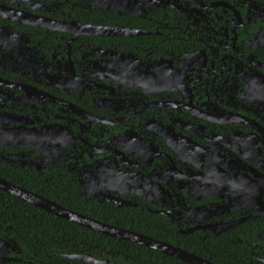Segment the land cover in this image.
I'll use <instances>...</instances> for the list:
<instances>
[{
    "label": "flooded vegetation",
    "instance_id": "obj_1",
    "mask_svg": "<svg viewBox=\"0 0 264 264\" xmlns=\"http://www.w3.org/2000/svg\"><path fill=\"white\" fill-rule=\"evenodd\" d=\"M0 179L264 264V0H0ZM84 229L0 189V264H191Z\"/></svg>",
    "mask_w": 264,
    "mask_h": 264
},
{
    "label": "water",
    "instance_id": "obj_2",
    "mask_svg": "<svg viewBox=\"0 0 264 264\" xmlns=\"http://www.w3.org/2000/svg\"><path fill=\"white\" fill-rule=\"evenodd\" d=\"M0 189H2L3 191H5L7 193H11V194L15 195L17 198H19L21 200L33 203L35 206L53 214V215H56L58 217H61V218L66 219L68 221H71L73 223L82 225L88 229L94 230V231L102 233L104 235L114 237L117 239L128 240V241L137 242L140 244L149 245L153 248H156L157 250H160L163 253H166L168 255H172L174 257H178V258H180L184 261H187L191 264H212L206 260L195 257L194 255L189 254L186 251L171 247L170 245H166V244L157 245V243H155L154 245L147 244L140 237H137L136 234H132V233L127 232V231L122 230V229L114 228L112 226L106 225V224L101 223V222L93 221L92 219L87 218L86 216H83V215L77 214L73 211H70V210L58 207L56 205H53L46 200H40V201L35 200L34 201V198H36V197L34 196L33 198H31L33 196L32 194H29V193L23 192V191H19V192L14 191L10 188L9 184H7L6 182H4L1 179H0ZM160 246H164V247L161 248Z\"/></svg>",
    "mask_w": 264,
    "mask_h": 264
},
{
    "label": "trees",
    "instance_id": "obj_3",
    "mask_svg": "<svg viewBox=\"0 0 264 264\" xmlns=\"http://www.w3.org/2000/svg\"><path fill=\"white\" fill-rule=\"evenodd\" d=\"M8 196V195H7ZM25 216L26 215H23V219H25ZM50 219H55L53 216H51V215H49L48 216ZM36 218H38L36 215H34V214H29L28 215V219L30 220V221H32V220H34V219H36ZM62 221H64V220H62ZM89 234H90V236L93 238V239H95V240H101V239H107V240H111V241H116V242H118L119 240H117V239H114V238H112V237H108L107 235H104V234H102V233H99V232H95V231H89V230H87V229H84L83 231H78V235L82 238V239H88V237H89ZM90 238V237H89Z\"/></svg>",
    "mask_w": 264,
    "mask_h": 264
}]
</instances>
